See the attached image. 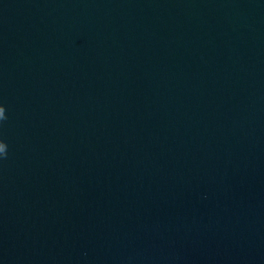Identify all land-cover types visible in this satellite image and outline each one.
<instances>
[{"label": "water", "instance_id": "water-1", "mask_svg": "<svg viewBox=\"0 0 264 264\" xmlns=\"http://www.w3.org/2000/svg\"><path fill=\"white\" fill-rule=\"evenodd\" d=\"M0 264H264V0H0Z\"/></svg>", "mask_w": 264, "mask_h": 264}, {"label": "clouds", "instance_id": "clouds-1", "mask_svg": "<svg viewBox=\"0 0 264 264\" xmlns=\"http://www.w3.org/2000/svg\"><path fill=\"white\" fill-rule=\"evenodd\" d=\"M4 119H6L5 109L3 106H0V120H4ZM6 149H7L6 143L0 141V154L6 155Z\"/></svg>", "mask_w": 264, "mask_h": 264}]
</instances>
